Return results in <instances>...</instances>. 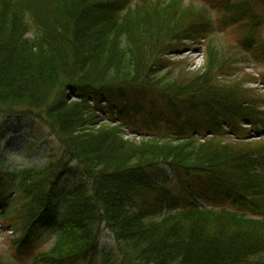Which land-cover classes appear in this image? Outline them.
Here are the masks:
<instances>
[{"label": "trees", "instance_id": "obj_1", "mask_svg": "<svg viewBox=\"0 0 264 264\" xmlns=\"http://www.w3.org/2000/svg\"><path fill=\"white\" fill-rule=\"evenodd\" d=\"M210 2L214 17L184 0H0V115L19 126L38 120L62 151L47 166L12 171L0 155L2 217L21 246L61 215L54 247L40 255L45 264H264L255 260L264 221L197 204L149 221L174 198L164 168L182 181L212 178L217 191L264 218V145L222 139L223 126L236 137L242 121L264 127V111L220 79L232 60L215 44L218 34L238 32L240 46L256 48L264 63V0ZM202 42L199 72L165 58ZM68 92L80 100L69 102ZM105 110L152 139L136 144L120 126L94 129ZM204 133L213 138L199 143ZM104 229L119 259L97 261Z\"/></svg>", "mask_w": 264, "mask_h": 264}, {"label": "rangeland", "instance_id": "obj_2", "mask_svg": "<svg viewBox=\"0 0 264 264\" xmlns=\"http://www.w3.org/2000/svg\"><path fill=\"white\" fill-rule=\"evenodd\" d=\"M189 1L193 2V4L198 6L203 4L202 2L208 4L205 0ZM189 1H186L185 4H188ZM211 12L213 14L212 10ZM242 36L243 35H240L238 32L234 31L226 37H221V35L218 36L219 38L216 39L217 42H215V44L218 49L220 48L219 50L224 51L226 60L231 57L236 59H238L239 57L238 60H240V57L245 58V56H243V54L240 52L239 44L237 43V40ZM261 36L264 37V30L262 31ZM188 45L189 47L185 48L184 50L188 51H183L184 53L180 56L167 55L165 56V58L173 63L175 61L182 60L184 62L183 66L186 68L187 71H190L192 73L199 72L204 69V66L206 64V48L201 44L192 45V43H189ZM247 56H249V54H247ZM241 65L243 64L238 65V68H241ZM249 71L254 72L253 69H249ZM242 78L244 77L239 76V79L242 80ZM257 79L260 80V78ZM240 84H243L245 88L253 87L250 82L244 83L243 81H241ZM263 91L264 89H260V92ZM68 96V101H70V99L74 100L71 92H69ZM100 116L102 118L104 117L102 114H100ZM99 119L100 118H98V121ZM16 124L17 122L15 119H8L7 117L0 115V126L5 127L2 143L0 146V155L3 159H5L3 162V164L6 165L3 166L4 170L12 171V169L17 170L23 168H30L33 166H47L51 159V156H53L54 154H59V156H61V148L58 145L54 144L55 140L50 138L51 133L45 127H43V125L38 120H36V122L32 121L30 123L25 120L21 123L20 126ZM13 126H17V128H10ZM94 129H99V126H96ZM36 136L39 138L40 141L35 142ZM256 136H258L256 133H251L250 135V137ZM121 137L125 141L133 142L136 144L142 143L141 140H137V138L129 139L125 138L122 135ZM253 139L254 140L251 141H258L260 138ZM46 151H48V155ZM72 164H74L72 166V175H79L77 174L78 172H80L78 164L75 162ZM172 180L174 183V180L176 179H173V177L171 176V181ZM191 186L192 191H196V186ZM205 190V187L200 186V184L197 185L198 192H202ZM206 205H208L209 207H215L216 203L214 201H209ZM14 239L15 237L12 234V230L9 229L7 226L3 225V222L0 221V264H41L37 263V261L35 260V256H37L43 251L49 250L54 245V238L50 236L49 232H44L36 238V245H34L33 247L24 248L17 252L16 248L13 247L11 243ZM114 242L115 240L110 233H104L101 241L102 253H104L105 251L117 252V246Z\"/></svg>", "mask_w": 264, "mask_h": 264}]
</instances>
